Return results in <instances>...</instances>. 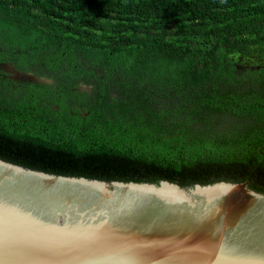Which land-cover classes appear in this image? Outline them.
I'll use <instances>...</instances> for the list:
<instances>
[{
	"label": "trees",
	"instance_id": "obj_1",
	"mask_svg": "<svg viewBox=\"0 0 264 264\" xmlns=\"http://www.w3.org/2000/svg\"><path fill=\"white\" fill-rule=\"evenodd\" d=\"M264 0H0V157L34 169L264 193ZM84 83L90 91L79 90Z\"/></svg>",
	"mask_w": 264,
	"mask_h": 264
},
{
	"label": "water",
	"instance_id": "obj_2",
	"mask_svg": "<svg viewBox=\"0 0 264 264\" xmlns=\"http://www.w3.org/2000/svg\"><path fill=\"white\" fill-rule=\"evenodd\" d=\"M0 264H264V193L65 175L0 157Z\"/></svg>",
	"mask_w": 264,
	"mask_h": 264
},
{
	"label": "rangeland",
	"instance_id": "obj_3",
	"mask_svg": "<svg viewBox=\"0 0 264 264\" xmlns=\"http://www.w3.org/2000/svg\"><path fill=\"white\" fill-rule=\"evenodd\" d=\"M230 58L235 64L238 73L245 72L248 69H257L264 67V53H261L257 50H254L253 52L248 54L240 52L232 53L230 55ZM0 69L2 70L4 76L16 83L31 81L42 84H51L53 82L49 78L39 77L33 73H22L21 71L16 70L10 63H2L0 65ZM92 88V85L84 83L79 86V90L82 91H90L92 90Z\"/></svg>",
	"mask_w": 264,
	"mask_h": 264
},
{
	"label": "flooded vegetation",
	"instance_id": "obj_4",
	"mask_svg": "<svg viewBox=\"0 0 264 264\" xmlns=\"http://www.w3.org/2000/svg\"><path fill=\"white\" fill-rule=\"evenodd\" d=\"M17 70V69H16ZM22 72V71H21ZM22 73H25V72H22ZM53 81V80H52Z\"/></svg>",
	"mask_w": 264,
	"mask_h": 264
}]
</instances>
